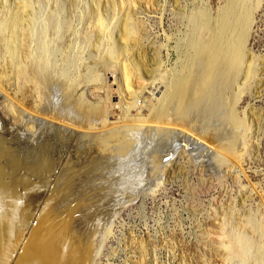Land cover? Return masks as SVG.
Segmentation results:
<instances>
[{
	"label": "rangeland",
	"instance_id": "374dc122",
	"mask_svg": "<svg viewBox=\"0 0 264 264\" xmlns=\"http://www.w3.org/2000/svg\"><path fill=\"white\" fill-rule=\"evenodd\" d=\"M234 1L236 0H0V25L7 24V20L14 16L12 13L15 14L23 3V10L37 14L40 24H48L49 20L55 19L54 23L62 25L59 27V35H54L55 32L51 30L47 35L48 43L57 44L59 48L57 59L60 70L66 68V60L70 57L68 55L73 53V57L81 58L84 63L82 73L80 72V87L78 91L75 90V94L67 92L61 79L57 80V91L51 94L47 89L48 95L45 92L50 114L46 117L48 122L45 121L44 124L48 127L55 122L60 123L59 119L62 118L63 121L66 117V130L63 128L65 131L57 133L52 125L53 130L51 127L47 129L43 142L42 137L38 141L33 139L26 146L28 149H24V155L23 152L16 155L17 161L25 156L32 165L36 163L34 173L39 175V178L37 175L33 180L31 177L28 180L20 178L18 184L22 181L26 187L20 183L18 189L24 188L17 189L16 194L14 192L16 200L20 193L19 199L28 198L32 200L30 205L36 204L28 213L33 216L32 221H23L27 241L33 237L41 243H48V246L66 249L73 261L68 262L69 264H87L90 259V264H264V253L261 252V249L264 250V0H250L249 29L242 68L235 80L234 71L228 74L230 78L234 72V78H231L238 83L230 86L231 79L228 83L226 80L223 86V119L220 120H224L225 125L222 126L225 129L230 131L236 128L238 147L235 157L228 159L221 147L217 127L224 122L219 120L218 125H208V122L196 118L175 116L176 119H171V116L166 115L161 123L153 113V109L161 105L156 100L168 91L173 77L182 69L189 81L190 92L187 89L185 93L187 99L193 96L198 87L203 88L205 82L199 85L197 81L208 72L203 67L202 58H199L202 61H198V57L191 59V45L197 36L208 38V35H198L196 26L198 23L216 25L228 5ZM27 5L29 7L26 9ZM97 7L99 12L95 11L98 10ZM96 12L100 13L105 22V39L99 43L100 34L95 27L96 19H93ZM127 12L130 15L125 14ZM90 14L94 16L91 17ZM125 15L130 16L134 26L138 28L140 41L138 52L135 50L134 55L131 54L128 59H119V64L124 68L128 66L127 71L140 61L150 70L159 65L157 74L154 73L151 77L146 76L143 70L138 72L145 77L142 81L144 84L135 77L129 81L123 80L117 66L104 57L105 47L112 48L120 41V30L117 29H120L118 27ZM91 19L94 20L93 23ZM7 32L3 27L0 28V62L1 59L2 62L7 59V54L3 51V45L9 41ZM157 61L159 64H156ZM3 64L0 63V119L9 122L8 107L13 102V90L12 87L10 89V82L5 85L2 81L3 72L7 69V65ZM85 66L92 68L93 75L102 74V78L95 80V83H86ZM119 84H122L123 102L120 106H117V101L108 106L106 96L111 89H118ZM229 87L234 88L231 90ZM206 89L198 90L199 100L205 99ZM185 97L183 96L182 102H185ZM225 97L227 100H224ZM130 104L136 106L132 105L131 108ZM230 105L232 109L226 107ZM126 108L128 109L125 110ZM122 111L127 113L122 114ZM121 115L126 116L127 125L121 123ZM70 121L74 130L68 126ZM228 123L234 127H230ZM102 124L106 127L103 128ZM36 127L37 125V132ZM162 129L168 138L165 141L159 139ZM154 132V137L148 139ZM27 135L23 134L20 139L26 141ZM68 137H74L75 140H67ZM64 143L68 145L65 146ZM66 152L69 155H64ZM66 156L71 158L70 161L74 160L69 170L67 164L70 162ZM219 158L229 161V164L219 166ZM60 159H66V164L62 162L63 166L67 165L63 168L68 170L64 173L66 178L79 174L74 172L73 176L70 171L81 170L82 174H79L81 178L78 175V178H73V184L61 188L57 178L63 172L54 178L45 167L47 160L55 165ZM52 163L49 164L53 165ZM21 173L19 176L24 175ZM24 203L26 207L28 202ZM90 216L92 228L88 230L91 232H88V239L85 235L83 237L82 244L85 246H80V232L76 236L74 231L81 228V221L89 223ZM97 217L101 223L104 218L105 226L103 223L98 225L99 221L93 220ZM100 225L103 226L102 229L107 228L104 232L102 230L103 234ZM233 236H244L249 240L247 257L236 250ZM84 240H89L88 245H92L88 252H92V258L86 257L88 254L82 253L84 250H79L85 247L88 249Z\"/></svg>",
	"mask_w": 264,
	"mask_h": 264
},
{
	"label": "bare ground",
	"instance_id": "6f19581e",
	"mask_svg": "<svg viewBox=\"0 0 264 264\" xmlns=\"http://www.w3.org/2000/svg\"><path fill=\"white\" fill-rule=\"evenodd\" d=\"M27 7H29V5H27L25 8L27 9ZM23 8H24V5L22 3V4H20L18 11L16 10L15 14L12 13L14 16H12V17L10 16L11 18L7 20L8 23L0 25V28L3 27V29L8 31L7 37L9 38V41L3 45V47H4L3 51L7 54V59H6V61L3 60V62L1 59V62H0L1 64L4 63L3 65H7V69H5V72H3V75H2V81L5 82V85H7V83L10 82V89L12 87V90H13V102L8 107L9 113H10V121L7 122V121H4L3 119H0V264H69L72 261V259L69 256L70 254H67V252L65 251L66 249L63 250L64 248L61 249L60 247H53L51 245L48 246L47 245L48 243L47 244L41 243L40 240L38 241L36 238L34 239L33 237L28 238V241L25 239V237H27V235L24 234L25 233L24 232L25 224L23 221H24V219H27V221H29V222L32 221L33 216H30L28 213H30V211L35 207L36 204L33 203V206H32V204L30 205L29 202H31L32 200L28 199V198L22 197L23 199L22 198L19 199L20 193L18 194V200H16L17 198H15V197H17V196L16 195L14 196V192L17 191V189L19 188L18 186L20 183L23 184L22 181L18 184V182L20 181V178H23V179L27 178V180H28L31 177L33 180L34 178L37 177L38 173L35 174L36 173V171H35L36 167L34 165H36V163L32 165L30 162L27 161L28 159L26 160L25 156H24L25 159L22 156L23 159H20L17 161L18 157L16 155H19L20 153H22L24 151V149L27 150L28 148H26V146L28 145L29 141H31L33 139L38 141L39 138L42 137V142H43V139H44L43 137L46 135V132L48 131L47 129L49 127H51V129H52V125H53V129L56 128L55 132H57V133H60L61 130H62V132L66 130L65 129V124H67V122H65L66 117L63 121H61L62 118L60 117L61 118V119H59L60 123L55 124L56 123L55 122L54 124H51L48 127H47V124L46 125L44 124L45 121L48 122V120H46L48 118H46V117H48L47 115L50 114V112L48 110L49 106L47 107L48 104L45 100V95H46L45 92L47 91V89H48V91L51 92V94H53L55 91H57V88H56V87H58L57 86V80L61 79V81L63 80V82L65 83V85L67 87V89H66L67 92H69V93L73 92L74 93L75 90H77L80 87V80L82 77L81 76L82 74H80V72H81L82 66L84 67V63L82 62V60H80L81 58L77 59V57L76 58L73 57L74 56V53H73L72 55H68L70 57H68L69 59L66 60L67 61L66 68L60 70L59 61L57 59V54H58L59 48H58L57 44H49L48 43L47 35H48L49 30L54 31L55 32V33H53L54 35H56V34L59 35V33H58V32H60L59 27L62 25L60 24V26H59L57 22L54 23L55 19L49 20L47 22L48 24H46V23L40 24V22H38V20H40V19L38 18L37 14L33 15V13L30 12V10L25 11V10H23ZM97 8H98V10H95V11L99 12V7H97ZM131 11L129 10L130 13H132ZM98 12H96L94 14L95 17H93V19L94 20L96 19L95 27H97V30H98L97 32L100 34L99 35L100 41H98V43H99V42H102L103 39H105V37L103 35L105 33L104 32L105 22H104L103 18L101 17L100 13H98ZM129 12H127L125 14H129ZM249 12H250V0H236V1H234L228 5L226 10L224 11V14H223L221 20L216 25L207 26V25H204L203 23L197 24V26H196L197 27V34L198 35L201 34L203 36H205L204 34H206V35H208L207 36L208 38H200V37L198 38V36H197V38H195L196 40L194 39V41L192 42V45H191V50H192L191 59L195 60V58H197V57H198V61L201 60L199 58L203 59V63H202L203 67L205 68V70L208 73L206 72L207 74H203V76H201V77L198 75L200 78H198L199 80L197 82L199 83V85H200V83L205 82V84L203 83L204 84L203 88H204V90L207 88L206 89V95H205L206 97L202 101L199 100L200 94L197 92H198V90L203 89L200 87H198V89L196 88L197 91L195 90V93H193L194 91L191 90V91H193L192 92L193 96H190L188 99H187L188 96L185 97V95H186L185 93H186L187 89L189 88V81L184 75V69H182L181 71H179L175 75V77H173V80L170 82V87H168L169 88L168 91H165L162 94V96L160 94L161 98L156 100L157 102H159L161 104L160 107L153 109V113L155 114L156 119H158V121H161V119L164 118L166 115L171 116V119H176L175 116H180V117L181 116H183V117L187 116L190 119L196 118L197 120L208 122L207 123L208 125H209V123L216 124L217 122L222 121V120H220V119H223V118H221L222 117L221 114H223L222 113V107L224 105V103L222 102L223 101L222 95H223V89H225V87H223V86H224V82L226 80L228 83L229 80L234 78L236 75H239V73L241 71L242 62H243V58H244V51H245L244 50L245 41H246V38L248 35V29H249ZM122 14H124V12ZM94 15L90 14L91 17ZM125 16H124L125 18L120 22V26L118 27L120 29H117L118 31L120 30L119 31L120 32V35H119L120 41L118 40L119 42L117 44H115L114 47H112V48L106 49V47H105V50H104L105 56L104 55L103 56L105 58H107L108 61L113 62L117 66L116 67L117 71L121 75L123 80L129 81V79H131L132 77L133 78L135 77V78L139 79L141 81V83L144 84V82H142V81H143V78H145V77H142V74L141 73L138 74V72H140V70H143L145 72L146 76L151 77L154 73L157 74L156 72H158V70H159V67H158L159 65H157L158 68L156 67L153 70H150V69H148L147 65L142 63V61H140L139 64H135V62H134L135 66L133 68L131 67L132 69L127 71L126 67H128V66H125V68H124L123 66H121V64H119V59H121V58L128 59L131 56V54H133L135 52V50L138 52L139 41H140V36H139L140 32L138 33V28H136V26H134L135 23L134 24L132 23L133 20L131 21V19L129 18L130 16L129 17H128V15H125ZM94 20L92 21V19H91V22L93 23ZM92 23H90V24H92ZM0 41H1V36H0ZM101 44L103 45V43H101ZM107 46H108V44H107ZM97 47H100V46H97ZM132 57H134V56H132ZM130 59H132V58H130ZM143 61H145V60H143ZM196 61H197V59H196ZM128 62L131 63L130 61H128ZM90 63H91V61H90ZM95 63H96V60H95ZM156 64H159V62L157 61ZM161 64H162V61H161ZM199 66H200V64H199ZM91 69L92 68L85 66V70L87 71V72H85V75H84L86 78V81H87V82L85 81L86 83H88V82H94L95 83V80L102 78V76H101L102 74L101 75H99V74L93 75V73L91 72ZM231 71H234L235 75H234V77H232V75L234 74V72H232L231 76L229 78L228 74H230L229 72H231ZM237 77H235L234 80ZM137 79H136V82H138ZM234 80L232 79V81H230V82L232 83ZM138 83H140V82H138ZM196 83H195V86H196ZM231 83H229L230 86H232L233 84H236L238 82L236 80V83H235V81H234V83H232V84ZM229 84H227V85H229ZM121 85L119 84V88L116 90L111 89V92L106 96L108 106L115 101L118 102V105L117 104L116 105L120 106L121 103L123 102L124 94L122 92ZM225 85H226V83H225ZM51 87H52V89H51ZM116 87H118V84ZM164 88L166 89V87H164ZM229 88H231V87H229ZM233 88H231V90H233ZM152 89H153V86H152ZM226 89H227V87H226ZM188 90L190 92V89H188ZM227 90L230 91V89H227ZM227 90H226V92H227ZM47 95H48V93H47ZM71 95H72V93H71ZM87 95L88 94H86V96ZM187 95H188V93H187ZM51 96L52 95H50L49 99H51ZM149 96H150V94H149ZM183 96L185 97V99H184L185 102H182ZM154 97H155V95H154ZM154 97H153V99H154ZM157 97H159V96H157ZM58 98H60V97H58ZM71 98H70V101H71ZM84 98H86L85 95H84ZM87 98H88V96H87ZM68 99L69 98H67V101H68ZM224 100H227V98ZM139 101L141 102V100H139ZM59 102H57V104ZM145 103H144V105H145ZM86 104L90 105L89 103H86ZM132 105H134V104H132ZM132 105H131V108L133 107ZM228 105H229V103H228ZM231 105L226 106V107L231 108L232 107ZM23 106H25L26 108H29V109H25ZM135 106L136 105H134V107ZM142 107L145 108V106H142ZM109 108H111V107H109ZM127 109L128 108H126L125 110H127ZM112 110L114 111V109H112ZM226 110H227V108H226ZM122 112H123L122 114L127 113V112L124 113V111H122ZM104 113H107V112L105 111ZM228 113L230 114V111ZM100 115H101V113H100ZM127 115L128 114H126V116ZM224 115H227V114L224 113ZM60 116H62V115H60ZM107 116L105 118L108 119ZM122 116L123 115H121L120 117H122ZM126 116L125 115L123 116V118H122L123 122H121L124 125H127V123H128ZM172 117H175V118H172ZM50 118L52 119V117H50ZM103 118H104V116H103ZM103 118H101V119H103ZM188 118H186V119H188ZM227 118H229V115ZM156 119H155V121H156ZM73 120H74V118H73ZM53 121L54 120L52 119V122ZM169 121H171V120H169ZM230 121H231V123H233L231 118H230ZM222 122H224V120ZM226 122H228V121H226ZM69 123H70V125H68V126L72 129V124H71L72 122L70 121ZM161 123H162V121H161ZM231 123H228V124L230 125ZM196 124H199V122ZM218 124H220V123H217L216 125H218ZM36 125L38 127L37 132L35 131ZM77 125H79V124H77ZM91 125H92V123H91ZM222 125L224 126L225 122H224V124H221L219 127H217V128H219L217 130L218 131L217 133H218L219 139L221 140V144H222V145L221 144L220 145L222 147L223 152L226 153V155L228 156V159H229V157L233 158L236 155V150L238 147V143H237L236 137H235L236 128L232 124V126L230 125V127H234V129L232 128L233 130L229 131V130L225 129ZM104 126L106 127V125H103L102 127L104 128ZM157 126H158V124H157ZM190 126H191V124H190ZM199 126H201V125H199ZM86 127H88L87 124H86ZM226 127H229V126H226ZM191 128H193V126H191ZM74 129H75V127H74ZM74 129H72V130H74ZM78 130L79 129H77V131ZM77 131H75L76 134H78L80 132V131H78V133H77ZM87 131H89V129ZM91 131H92V129H91ZM116 131H118V130H116ZM66 132H68V131H66ZM75 132H73V133L75 134ZM162 132H163V129H162ZM162 132H159V139H162L165 141L168 138L165 136V133L164 132L162 133ZM26 133L28 134L27 135L28 140L27 139H25L26 141L21 140L22 139L21 136L23 134L25 136ZM69 133H68V135L71 134V133L70 134ZM89 133H91V132H89ZM52 134H54V133L52 132ZM59 135H57V136H59ZM154 135H155V132H154L153 136L152 135L149 136L148 139H150V137L152 139L154 137ZM50 136H51V134H50ZM45 138H47V137H45ZM60 138L62 140V136ZM70 138H74V137H70ZM70 138L68 137L66 139L68 140ZM146 139H147V137H146ZM74 140H75V138L73 139V141ZM39 142L41 143V139ZM62 142H65V141H62ZM31 144H32V142H31ZM75 144H76V142H75ZM66 145H68V144H65V146ZM158 146H159V144H158ZM159 148H161V147H159ZM35 151L36 150H34V152ZM65 151H66V149H65ZM28 152H30V151H28ZM161 152H163V151H161ZM24 154L25 153L23 152V155ZM37 155H39V153ZM64 155H69V154L67 153ZM60 157H62V156L60 155ZM68 157H67V159L69 160L68 162H70L69 164H67L70 167V168H68V170H69V169H71V165H72V162L74 160L70 161L71 158L70 157L68 158ZM48 160H47V164H45V167H46V170L48 171L49 175H54L55 176L54 178H56V175H59L60 173L63 172L62 174H60V177L57 178V180H58L57 183H58V185H60V188L63 186H67L68 184H73V183H71L73 178H78V176H79V178H81L80 177V175H82V174H80L81 170L80 171L77 170V171H73V172L70 171V173H72L73 176L76 172H78L80 175L77 174L78 176L75 175L77 177H75V176L71 177L72 179L67 176V178H69V180L66 178V174H64V173L67 172L68 170L67 169H66L67 171L65 169L63 170V168L67 165L63 166V164H62V162L65 163L66 159L63 161H61L62 159H60L59 163H55V165L53 164L54 162L53 163L48 162ZM80 160L83 161L82 159H80ZM41 163H42V161H41ZM49 163L50 164L52 163L53 165H50ZM83 163L84 162H82V165H83ZM219 163H220L219 166H221V165L229 164V161L220 159ZM219 163H217V165ZM39 164H40V159H39ZM74 164L75 163H73V165ZM42 165H44V164H42ZM61 168H62V170H61ZM20 172H22L21 174L24 173V175L19 176ZM105 173H104V175H105ZM68 174H69V172H68ZM72 174H70V175L72 176ZM103 176H101V177H103ZM64 177L68 181L66 179H64ZM38 178H39V175H38ZM64 180H66V181L64 182ZM73 181L75 182V179ZM22 186H24V184ZM27 186H28V184H27ZM24 187H26V185ZM23 188H20V189H23ZM20 189H18V190H20ZM62 191H60V192H62ZM17 193H18V191H17ZM15 194H16V192H15ZM24 202H28L26 207L24 206L25 205ZM96 214L94 215L95 217L98 215V214L97 215ZM100 216L101 215L99 214L98 217L101 219ZM97 218L93 219V220L99 221V222H97V224L101 223L100 219L98 218V220H97ZM82 219H84V218H82ZM103 219H102V223L104 225ZM105 219H106V217H105ZM88 220L90 221L89 223H87L85 220H84L85 222L81 221L82 222V223L80 222L81 228L76 229V231H74L75 235L79 234L78 232H80L81 236L78 235L80 237L79 239H81V241H80L81 245L80 246L84 245V244H82L83 243V237H85V236H86V238L89 237L88 232L90 230H88V228H92V226L90 225L91 221H92V216H90V218ZM94 222H92L93 225H95ZM32 226H34V224ZM100 226H102V225H100ZM35 227H36V225H35ZM38 228H39V226H38ZM96 228H97V226H96ZM96 228L94 227V230ZM102 228H103V226L100 229L101 233H102V230L104 232V229L106 227L104 229H102ZM97 229H99V228H97ZM95 231H98V230H95ZM34 232H36V231H34ZM95 236H97V235H95ZM99 237H97V239L101 238V237L100 238ZM72 238H74V237H72ZM90 239L94 240L93 238H90ZM88 241L84 240V243L88 246V249L86 250L85 248H87V247H85L84 249H79V250H84V251H82V253L85 252L86 255L88 254V256L85 255L86 257L91 256V258H92L93 257L92 252H91V254L88 253V252H90L89 247L92 245H88L90 242V241L89 242ZM232 241H233V244H234L236 250L241 255H243L244 257H247L248 256L247 247L250 244L249 240L244 236H233ZM73 242H74V240H73ZM75 245H76V243L73 244V246H75ZM62 246H64V245H62ZM81 248H83V247H81ZM261 252L263 254L264 250L261 249ZM86 260H87V258H86ZM91 260L92 259H90V262H91ZM90 262L87 261V264H90ZM79 263L80 262H78V264Z\"/></svg>",
	"mask_w": 264,
	"mask_h": 264
}]
</instances>
